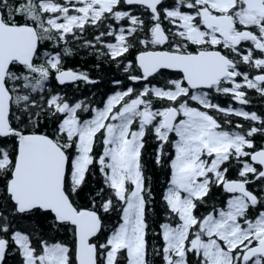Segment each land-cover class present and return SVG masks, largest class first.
<instances>
[{"label":"snow or ice","instance_id":"1","mask_svg":"<svg viewBox=\"0 0 264 264\" xmlns=\"http://www.w3.org/2000/svg\"><path fill=\"white\" fill-rule=\"evenodd\" d=\"M80 50L129 83L69 95L101 79L67 66ZM248 90L264 98V0H0V264H264Z\"/></svg>","mask_w":264,"mask_h":264},{"label":"trees","instance_id":"2","mask_svg":"<svg viewBox=\"0 0 264 264\" xmlns=\"http://www.w3.org/2000/svg\"><path fill=\"white\" fill-rule=\"evenodd\" d=\"M97 63L95 56L88 55L85 50H80L77 54L68 56L66 58V64L79 66L82 68H87L93 76L99 75L100 81L96 84H94V87L101 91L102 93H106L108 90L111 89V82L115 79H120L124 81L125 84L129 83L124 77V74L122 72H119L116 70L114 65H107V64H101L100 71L97 72L94 65ZM141 85V82H135L133 85L134 87H139ZM71 95H75V93H71ZM248 97L250 98V104L249 109L255 110L258 113H264V98L260 97L258 93H256L254 90H249ZM227 98V97H226ZM224 96H220L217 94V100L222 101L226 99ZM234 120H240L241 123H243V118L233 117ZM155 148L154 143H149L146 145L145 149V160L147 161V167L149 169L148 175L152 177L153 180V187L157 193L156 196V207L157 211L160 210V204H159V193L162 192L164 184V174L163 172L157 168L154 164V160L152 158L153 156V150ZM213 195L217 200H223L226 198V195L222 192L220 189H216L213 192ZM150 239H152L150 237ZM17 260V257L10 256L8 257V264H14V262ZM156 264H160L159 259L156 260Z\"/></svg>","mask_w":264,"mask_h":264},{"label":"flooded vegetation","instance_id":"3","mask_svg":"<svg viewBox=\"0 0 264 264\" xmlns=\"http://www.w3.org/2000/svg\"><path fill=\"white\" fill-rule=\"evenodd\" d=\"M67 66L68 67H72V68L79 67V66H74V65H70V64H67ZM64 90L67 91L69 93V95H71V93L74 92L76 96H80L82 94L84 96H88V97H90L92 99H95L97 101H102L103 99L106 98V94H109L110 92L115 90V86L111 82V89L108 90L106 93H102L101 91H98L94 87V84H84V83L81 82L75 88L71 84H68L67 87ZM248 92H249V90H248ZM248 92H247V95H248ZM218 102H220L221 104H227V103L230 102V103L233 104V106H241V105H239L238 102L231 101L228 97L226 99L222 100V101L218 100ZM248 105H245L244 107L247 110H250Z\"/></svg>","mask_w":264,"mask_h":264}]
</instances>
